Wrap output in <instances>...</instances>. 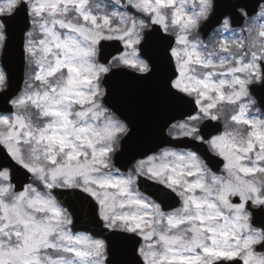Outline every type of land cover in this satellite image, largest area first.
Here are the masks:
<instances>
[{
  "label": "snow or ice",
  "instance_id": "obj_1",
  "mask_svg": "<svg viewBox=\"0 0 264 264\" xmlns=\"http://www.w3.org/2000/svg\"><path fill=\"white\" fill-rule=\"evenodd\" d=\"M188 4L0 0V48L21 12L26 29L20 92L0 69V264H118L111 256L121 246L123 264H264V222L255 219L264 214V113L252 95L264 89V0L255 15L241 9L239 31L231 12L216 16L213 0ZM213 22L221 38L205 43L200 34ZM104 41L122 48L107 59ZM114 68L137 79L159 73L166 97L194 98L196 114L170 124L168 135L205 145L222 158L223 174L175 147L121 173L112 158L131 132L102 102ZM225 104L233 114L224 131L206 136L202 122H219ZM141 181L157 192L141 191ZM157 193L178 197L179 207L166 211ZM81 219L92 227L77 229Z\"/></svg>",
  "mask_w": 264,
  "mask_h": 264
},
{
  "label": "water",
  "instance_id": "obj_2",
  "mask_svg": "<svg viewBox=\"0 0 264 264\" xmlns=\"http://www.w3.org/2000/svg\"><path fill=\"white\" fill-rule=\"evenodd\" d=\"M216 5L215 12L219 18H224L231 12L234 28H239L244 21L240 17V9L247 8L250 14L257 13L259 7L257 0H213ZM25 14L21 12L13 20L11 26V36L7 49H2L1 66L9 76L10 91L13 95L21 91L24 81L25 60L23 54V36L25 32ZM219 25L215 22L204 28L201 32L203 39ZM174 43V37L169 38ZM102 53L107 59L116 54L122 44L118 41L102 42ZM154 59L159 64L162 54V45L159 41H154L151 46ZM106 62V61H104ZM105 96L104 104L120 118L128 123L130 136L121 142L119 150L114 154L113 161L120 170H126L134 160L144 157L157 151L164 146L176 148H189L197 151L213 171H219L223 161L219 157L210 156L205 145L198 144L191 140L182 142H172L171 138L165 135V129L176 120H181L188 115L195 114L197 106L192 98L185 97L183 101H175L166 97L162 93L161 76L154 74L147 79H137L130 69L114 68L107 74L104 82ZM260 108L264 111L259 101L264 97V89L257 86V90L252 93ZM6 105L4 98L0 96V111H4ZM206 126L204 132L216 134L222 131L220 122H203ZM148 128V131L143 129ZM147 137L145 140L142 138ZM21 185L29 181L22 176L16 175L15 181ZM75 203V197H64ZM235 202V198H234ZM171 207V206H169ZM169 209V208H165ZM258 223L264 222V214L257 213L255 217ZM85 226L91 228L81 219L76 227L82 229ZM105 235H108L107 233ZM111 258L123 264L129 259L127 246H121L114 251ZM229 264V262H224Z\"/></svg>",
  "mask_w": 264,
  "mask_h": 264
},
{
  "label": "flooded vegetation",
  "instance_id": "obj_3",
  "mask_svg": "<svg viewBox=\"0 0 264 264\" xmlns=\"http://www.w3.org/2000/svg\"><path fill=\"white\" fill-rule=\"evenodd\" d=\"M102 87H103V89H104V86L102 85ZM104 91H105V89H104ZM102 102H103V100H102ZM103 104H104V102H103ZM104 106L106 107V105L104 104ZM262 112V111H261ZM263 113V112H262ZM182 121V120H181ZM177 122V121H176ZM175 123V122H174ZM172 124V123H171ZM146 128V127H145ZM148 131V128H146V129H143V131ZM168 132H169V125L166 127V129H165V133H166V135H168ZM169 136V135H168ZM147 137L145 136L144 138H142L143 140H145ZM165 147H169V146H165ZM165 147H163V148H165ZM118 149V148H117ZM160 150V149H159ZM159 150L157 151V152H159ZM153 154V153H152ZM149 155H151V154H149ZM147 156V155H146ZM146 156H144V157H146ZM144 157H142V158H144ZM142 158H138V159H136V160H134L132 163H131V165L128 167V169L126 170V171H121V173H123V174H127L128 172H129V170H131V169H133L134 168V166L136 165V163H137V161H139L140 159H142ZM222 168H223V166H222ZM222 168H221V170H220V173H216L217 175H222L223 173H222ZM222 173V174H221ZM140 190L141 191H146V192H149V193H153V192H157V189H156V187L155 186H153V185H151L150 183H148V182H145V181H141V183H140ZM157 195L160 197V199H162L163 200V203H164V205H165V208H169V209H171V208H176V207H179V198L178 197H175V196H163L162 194H160V193H157ZM177 205V206H176ZM169 206H171V207H169ZM176 206V207H175ZM169 209H165L166 211L167 210H169ZM231 264H242V262L241 261H239V260H236V261H233V262H231Z\"/></svg>",
  "mask_w": 264,
  "mask_h": 264
},
{
  "label": "rangeland",
  "instance_id": "obj_4",
  "mask_svg": "<svg viewBox=\"0 0 264 264\" xmlns=\"http://www.w3.org/2000/svg\"><path fill=\"white\" fill-rule=\"evenodd\" d=\"M190 6H191V0H189V4H188V7H190ZM259 11H260V9H259ZM233 29H235V28H233ZM235 30L239 31V29H235ZM214 33L215 32H213L206 40H204L205 43H207L210 38L217 39V40H219L221 38L220 36H214ZM200 38H201V36H200ZM1 52H2V48H0V56H1ZM0 69H2L1 64H0ZM24 75H25V70H24ZM255 108L259 109L257 107V105L255 106ZM236 110H238V106H236ZM253 111H255V109H253ZM222 113H223V115H222V119L221 120L223 121V123H225V119L230 117L231 114H233V106L232 105H228V104L223 105L222 106Z\"/></svg>",
  "mask_w": 264,
  "mask_h": 264
}]
</instances>
